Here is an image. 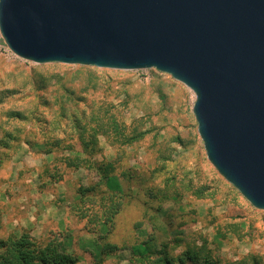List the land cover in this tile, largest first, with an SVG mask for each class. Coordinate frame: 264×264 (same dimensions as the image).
<instances>
[{
	"label": "rangeland",
	"instance_id": "374dc122",
	"mask_svg": "<svg viewBox=\"0 0 264 264\" xmlns=\"http://www.w3.org/2000/svg\"><path fill=\"white\" fill-rule=\"evenodd\" d=\"M195 99L154 69L38 65L2 49L0 240L28 234L39 245L62 243L75 264H141L145 245L152 260L168 245L175 263L199 251L198 264H264V211L207 159ZM107 113L138 138L123 145L100 136L84 153L79 132L96 118L107 122ZM78 153L88 162L67 168L64 158ZM99 167L122 190L113 228L72 212L80 188L101 182ZM106 245L118 250L100 256Z\"/></svg>",
	"mask_w": 264,
	"mask_h": 264
},
{
	"label": "water",
	"instance_id": "95a60500",
	"mask_svg": "<svg viewBox=\"0 0 264 264\" xmlns=\"http://www.w3.org/2000/svg\"><path fill=\"white\" fill-rule=\"evenodd\" d=\"M0 31L38 65L154 69L185 85L207 159L264 211V0H0Z\"/></svg>",
	"mask_w": 264,
	"mask_h": 264
},
{
	"label": "trees",
	"instance_id": "16d2710c",
	"mask_svg": "<svg viewBox=\"0 0 264 264\" xmlns=\"http://www.w3.org/2000/svg\"><path fill=\"white\" fill-rule=\"evenodd\" d=\"M107 116V122L101 123L96 118L95 126L91 129L84 127L79 132L84 153L96 150L100 136H105L112 143L123 145H128L132 140L138 138L136 131L129 133L127 127L114 115L108 114ZM87 162L79 153L64 158L67 168L79 169ZM99 170L101 182L97 185L80 188L79 201L72 206V212L80 220H86L90 225L99 222L105 227L113 228L115 220L124 206L123 195L120 193L122 190L115 176L110 175L103 167H99ZM103 185L110 190L107 191L102 188ZM94 207L99 210L93 214L91 208ZM62 246V243L54 242L39 245L28 234L11 237L8 240H0V264H75V259L62 251ZM117 250L115 246L106 245L101 248L100 256H109ZM200 253L199 251L188 252L175 263L170 256L169 246L164 245L157 252L159 257L152 260L151 256L154 252L145 245L139 256H141V264H187L188 262L198 264V254ZM207 264L212 263L207 261Z\"/></svg>",
	"mask_w": 264,
	"mask_h": 264
},
{
	"label": "built area",
	"instance_id": "2783aa9c",
	"mask_svg": "<svg viewBox=\"0 0 264 264\" xmlns=\"http://www.w3.org/2000/svg\"><path fill=\"white\" fill-rule=\"evenodd\" d=\"M0 40H1V42H0V51H2V49H4L5 50V52H9L10 50H9V48L7 47V45H6V43H5V41H4V39H3V37H2V35H1V31H0ZM11 52V51H10Z\"/></svg>",
	"mask_w": 264,
	"mask_h": 264
}]
</instances>
